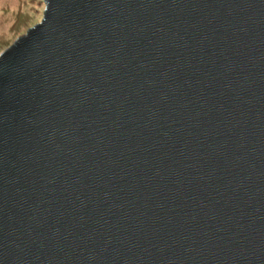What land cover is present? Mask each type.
<instances>
[{
    "label": "water",
    "instance_id": "obj_1",
    "mask_svg": "<svg viewBox=\"0 0 264 264\" xmlns=\"http://www.w3.org/2000/svg\"><path fill=\"white\" fill-rule=\"evenodd\" d=\"M0 54V264H264V0H43Z\"/></svg>",
    "mask_w": 264,
    "mask_h": 264
},
{
    "label": "rangeland",
    "instance_id": "obj_2",
    "mask_svg": "<svg viewBox=\"0 0 264 264\" xmlns=\"http://www.w3.org/2000/svg\"><path fill=\"white\" fill-rule=\"evenodd\" d=\"M43 0H0V54L41 22Z\"/></svg>",
    "mask_w": 264,
    "mask_h": 264
}]
</instances>
